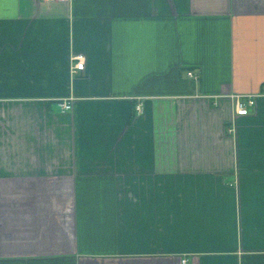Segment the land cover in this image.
Returning <instances> with one entry per match:
<instances>
[{
	"label": "crops",
	"instance_id": "1",
	"mask_svg": "<svg viewBox=\"0 0 264 264\" xmlns=\"http://www.w3.org/2000/svg\"><path fill=\"white\" fill-rule=\"evenodd\" d=\"M263 86L264 0H0V264H264Z\"/></svg>",
	"mask_w": 264,
	"mask_h": 264
},
{
	"label": "built area",
	"instance_id": "2",
	"mask_svg": "<svg viewBox=\"0 0 264 264\" xmlns=\"http://www.w3.org/2000/svg\"><path fill=\"white\" fill-rule=\"evenodd\" d=\"M43 3L46 4H52V3H58V2H69L70 0H41ZM84 69V63L81 61V59H77V63L74 65L73 71H83ZM189 78H194V76L191 73H188L187 75ZM257 97H264V86L259 95H256L255 97L247 98V99H237L235 101V115L237 117H245L248 116L251 112V110L255 106V99ZM60 110L62 112H67L71 110V106L68 103H61L59 105ZM182 264H187L186 262H182Z\"/></svg>",
	"mask_w": 264,
	"mask_h": 264
}]
</instances>
